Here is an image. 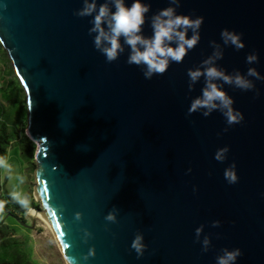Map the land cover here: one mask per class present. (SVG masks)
<instances>
[{
	"label": "water",
	"instance_id": "1",
	"mask_svg": "<svg viewBox=\"0 0 264 264\" xmlns=\"http://www.w3.org/2000/svg\"><path fill=\"white\" fill-rule=\"evenodd\" d=\"M141 2L151 5L148 37L151 16L170 5ZM82 6L0 0V41L27 94L25 133L38 146L35 198L45 210L30 213L49 225L67 264H216L225 248L241 250L236 264H264V80L249 78L252 91L224 85L244 117L229 126L219 111L188 115L204 80L190 91L187 76L214 42L226 75L255 68L264 77V0H181L178 14L204 18L200 40L151 79L126 63L127 48L106 61L89 35L92 17L74 15ZM224 29L241 33L244 49L224 45ZM253 53L257 62L246 63ZM233 163L238 181L229 184ZM137 234L146 245L139 258Z\"/></svg>",
	"mask_w": 264,
	"mask_h": 264
},
{
	"label": "clouds",
	"instance_id": "2",
	"mask_svg": "<svg viewBox=\"0 0 264 264\" xmlns=\"http://www.w3.org/2000/svg\"><path fill=\"white\" fill-rule=\"evenodd\" d=\"M181 0H169V7L163 8L150 18L152 35L146 37L143 34V26L146 22V14L150 11V3H142L141 0H133L127 6L125 0H82V7L74 12V15L84 18L92 17L89 23V35L93 36L96 50L106 57L108 63L116 61L121 54L128 50L126 63L141 67L145 79H151L154 75H163L169 68L170 63H182L186 55L200 40V28L204 22L202 16L193 18L191 15L178 14ZM115 9L113 11L112 9ZM189 32L192 33L189 37ZM94 34V35H93ZM221 39L224 45H230L237 51L244 49L242 34L224 29L221 31ZM123 39V43L121 42ZM216 51L208 59L202 61L201 66L195 69L189 68V90L203 77L204 84L201 94L192 99L188 108V115L202 112L207 117L214 111H219L231 126L243 121V114L233 107L234 99L224 90V85L232 86L241 91H252L255 85L252 79L264 80L255 68H249L245 74L236 72L234 75H226L223 70L215 66V62L222 58L219 45H215ZM256 54H249L246 63L257 62ZM217 81H222L218 84ZM258 95V93H257ZM227 131V128L225 129ZM228 147H223L215 153V159L223 162ZM233 163L225 169L224 178L229 184L238 181ZM0 169L11 172V165L4 156H0ZM19 183H24L21 177H17ZM195 191V189H194ZM16 203L28 211L30 198L23 190L16 189L11 193ZM4 202L0 201V213L3 212ZM107 220L115 222L114 216L109 214ZM219 221H213L212 226L218 227ZM202 226L196 229L199 238ZM143 235L137 234L131 243L137 257H141L146 250L143 243ZM208 239L203 241L202 251L207 252ZM91 254V252L89 253ZM242 255L239 248L223 249V254L216 257V264H236L238 257ZM87 259V257H85Z\"/></svg>",
	"mask_w": 264,
	"mask_h": 264
},
{
	"label": "trees",
	"instance_id": "3",
	"mask_svg": "<svg viewBox=\"0 0 264 264\" xmlns=\"http://www.w3.org/2000/svg\"><path fill=\"white\" fill-rule=\"evenodd\" d=\"M3 46L0 41V59L4 58V53L5 62L8 63L10 60ZM2 77L0 82V156L7 157L9 146L17 143L24 156L34 159L37 144L25 133L28 126L26 91L15 71L10 76L9 73H5ZM1 179L0 169V201L4 202L5 213L20 218L22 222L25 221L26 209L12 199L11 193ZM31 200L32 206L40 208L33 195ZM22 247L23 242L14 236L8 227L0 224V264H33L34 262Z\"/></svg>",
	"mask_w": 264,
	"mask_h": 264
},
{
	"label": "rangeland",
	"instance_id": "4",
	"mask_svg": "<svg viewBox=\"0 0 264 264\" xmlns=\"http://www.w3.org/2000/svg\"><path fill=\"white\" fill-rule=\"evenodd\" d=\"M3 56L4 58L0 59V82L3 79V74L9 73L10 76V74L15 71L12 65L13 61L10 59L9 55L8 58L10 62L7 61L8 63L5 62L4 53ZM19 146L20 145L17 143L9 146L6 158L12 170L9 173L1 169V180L10 193L16 189L23 190L30 198L31 210L36 209L42 212L45 208L42 202L35 198L38 160L36 158L29 159L24 156ZM18 176L24 180V183H19L17 180ZM32 195L35 201L38 202L40 208L32 206ZM30 212L31 211L26 210V213H24L26 220L22 222L20 218L5 213L3 209V212L0 213V224L8 227L9 231L23 242L22 249L28 253L31 261L34 262L33 264H67L58 248L59 246L56 240L53 238L49 225L37 217V215H32Z\"/></svg>",
	"mask_w": 264,
	"mask_h": 264
},
{
	"label": "bare ground",
	"instance_id": "5",
	"mask_svg": "<svg viewBox=\"0 0 264 264\" xmlns=\"http://www.w3.org/2000/svg\"><path fill=\"white\" fill-rule=\"evenodd\" d=\"M38 212H41V211H38ZM43 212V211H42Z\"/></svg>",
	"mask_w": 264,
	"mask_h": 264
}]
</instances>
